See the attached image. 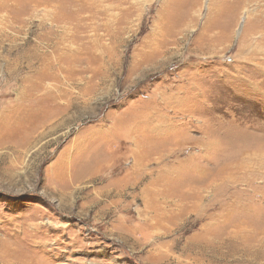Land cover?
<instances>
[{
    "label": "rangeland",
    "instance_id": "374dc122",
    "mask_svg": "<svg viewBox=\"0 0 264 264\" xmlns=\"http://www.w3.org/2000/svg\"><path fill=\"white\" fill-rule=\"evenodd\" d=\"M0 264H264V0H0Z\"/></svg>",
    "mask_w": 264,
    "mask_h": 264
},
{
    "label": "bare ground",
    "instance_id": "6f19581e",
    "mask_svg": "<svg viewBox=\"0 0 264 264\" xmlns=\"http://www.w3.org/2000/svg\"><path fill=\"white\" fill-rule=\"evenodd\" d=\"M147 155V154H146ZM145 155V156H146ZM142 156V155H141ZM149 156V155H148ZM147 157V156H146ZM203 170H201V173L203 174L204 173V171L202 172ZM225 172H226V169L225 170H223L222 171V174H220V176H218V178L217 179H215L213 182H211V184H210V186L211 185H213V184H215L216 183V185H217V183L221 180V178L222 177H224L225 176ZM218 180V181H217ZM221 185V181H220V184L218 185V186H220ZM205 188H207V187H205ZM209 189H207V191H208ZM145 194L146 195H151L152 196V199H154V198H156V197H158V193L157 192H155V190L152 192V191H150L149 193L148 192H146L145 191ZM203 197V196H202ZM148 198V197H147ZM150 199V198H149ZM198 199H200V196H198ZM198 202V201H197ZM199 202H200V200H199ZM198 202V203H199ZM196 203V202H195Z\"/></svg>",
    "mask_w": 264,
    "mask_h": 264
},
{
    "label": "crops",
    "instance_id": "0c3cea01",
    "mask_svg": "<svg viewBox=\"0 0 264 264\" xmlns=\"http://www.w3.org/2000/svg\"><path fill=\"white\" fill-rule=\"evenodd\" d=\"M207 183H208V182H207V181H205V185H207Z\"/></svg>",
    "mask_w": 264,
    "mask_h": 264
}]
</instances>
